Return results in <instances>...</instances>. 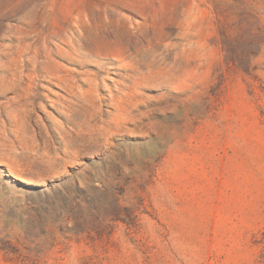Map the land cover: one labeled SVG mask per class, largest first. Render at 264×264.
<instances>
[{"label":"rangeland","instance_id":"rangeland-1","mask_svg":"<svg viewBox=\"0 0 264 264\" xmlns=\"http://www.w3.org/2000/svg\"><path fill=\"white\" fill-rule=\"evenodd\" d=\"M264 0H0V264H264Z\"/></svg>","mask_w":264,"mask_h":264},{"label":"trees","instance_id":"trees-1","mask_svg":"<svg viewBox=\"0 0 264 264\" xmlns=\"http://www.w3.org/2000/svg\"><path fill=\"white\" fill-rule=\"evenodd\" d=\"M261 243L264 244V233H263L262 236H261Z\"/></svg>","mask_w":264,"mask_h":264}]
</instances>
